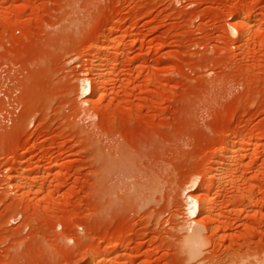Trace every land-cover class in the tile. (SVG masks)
<instances>
[{"label":"rangeland","instance_id":"1","mask_svg":"<svg viewBox=\"0 0 264 264\" xmlns=\"http://www.w3.org/2000/svg\"><path fill=\"white\" fill-rule=\"evenodd\" d=\"M222 254L264 264V0H0V264Z\"/></svg>","mask_w":264,"mask_h":264},{"label":"bare ground","instance_id":"2","mask_svg":"<svg viewBox=\"0 0 264 264\" xmlns=\"http://www.w3.org/2000/svg\"><path fill=\"white\" fill-rule=\"evenodd\" d=\"M248 15H250V13L248 14ZM250 17V16H249ZM248 16L247 17H243V18H240L241 20H238V23H239V27H238V29H240L241 28V30H239V32L241 31L242 32V30H244L243 32H244V34L246 33L245 31H246V27H248L247 25H246V23L244 22L245 21V19L246 20H248L247 22H249V19L252 17V15H251V17L249 18ZM255 18V17H254ZM251 20V19H250ZM237 29V30H238ZM249 29V28H248ZM238 32V33H239ZM234 33V32H233ZM240 34V33H239ZM242 35V34H241ZM130 41H132V40H130ZM132 42H134V41H132ZM131 42V43H132ZM131 43H129L130 45H131ZM134 44V43H133ZM132 44V45H133ZM148 46V48H150V49H154L156 46L155 45H153V44H149V45H147ZM157 48V47H156ZM155 48V49H156ZM95 73H97V71H95ZM99 73H97L96 74V76L98 75ZM99 77V76H98ZM98 77H94L93 78V88L92 87H90L91 88V90L93 89V91L96 89V91H97V86L99 85V83H98V85H97V78ZM99 80V79H98ZM91 82V84H92V80L90 81ZM100 82V81H99ZM81 85V84H80ZM90 86H92V85H90ZM88 91V88H86V87H84L83 88V93H86ZM95 91V92H96ZM94 92V93H95ZM91 93H92V91H91ZM85 97V96H84ZM83 97V98H84ZM88 97V96H87ZM89 98V97H88ZM85 99V98H84ZM86 100H88V99H86ZM84 102H86V101H84ZM222 171V170H221ZM221 175H222V173H220ZM220 174L218 173V177L220 176ZM217 177V178H218ZM222 177V176H221ZM217 178H215V180L217 179ZM219 179H220V177H219ZM209 183H210V181H209ZM208 183V184H209ZM200 184V183H199ZM214 185V184H213ZM199 186V185H198ZM201 189V188H200ZM199 188H198V190H200ZM206 189V188H205ZM209 189H210V191L212 190L211 188H208V190H207V194L205 195H203L202 197L200 196L199 198H200V200H198V199H196L195 197L192 199V198H190L192 195H190L188 198L190 199V201H189V207H188V212H189V214L190 215H194L195 213H196V215L198 216H200V215H202L203 214V216H204V214H205V216H206V214H207V216L210 214L209 212H210V210L212 209V208H210L211 207V204H212V199H210L209 198ZM194 190H196V189H194ZM193 190V191H194ZM193 191H192V194H193ZM188 193V195H189V192H187ZM187 193H186V195H187ZM185 194V193H184ZM190 194H191V192H190ZM186 195H183V196H186ZM187 195V196H188ZM202 195V194H201ZM248 201H250V199L248 200ZM195 215V216H196ZM198 218V217H197ZM204 219H205V217H203ZM207 218V217H206ZM224 218H225V216H224ZM224 218H222V219H224ZM194 219H195V217H194ZM226 219H228L227 217H226ZM189 220H192L191 218L189 219ZM207 220H208V218H207ZM206 220V221H207ZM194 221V220H193ZM197 221V220H196ZM195 222V221H194ZM203 222H205V221H203ZM221 222V221H220ZM198 223V222H197ZM222 223V222H221ZM225 223V220L223 221V223L222 224H224ZM227 223H228V220L226 221V224L225 225H227ZM221 224V225H222ZM194 225H196V222H195V224ZM224 225V226H225ZM188 227V226H187ZM226 227V226H225ZM211 228V227H210ZM208 229H209V227H208ZM187 231V230H186ZM189 233L185 236V238H184V243L186 244V246L188 247V248H191V249H193V252H196V251H198V248L203 244V233L201 234V231H200V228L199 227H190L189 228ZM183 237H184V235H183ZM207 239V238H206ZM204 240H205V238H204ZM206 241V240H205ZM209 241H211V240H209ZM204 243H206V244H209L208 243V241L207 242H204ZM210 244H212V242L210 243ZM205 245V244H204ZM251 248V247H250ZM250 248H248V249H250ZM228 249L229 248H227V250H225L226 251V253H227V251H228ZM252 250H253V248H251ZM255 249V248H254ZM251 250V251H252ZM224 251V252H225ZM254 251H257V253H259V251H258V249H255ZM199 252V251H198ZM221 252H223V251H221ZM223 252V253H224ZM246 252H248V251H246ZM229 253H230V249H229ZM228 253V254H229ZM234 253H236L235 251H234ZM239 253V252H238ZM237 253V254H238ZM241 253V252H240ZM244 253V252H243ZM199 254H200V252H199ZM194 255V254H193ZM222 255H224V254H222ZM249 255V254H248ZM259 255V254H258ZM243 256H244V254H243ZM254 257V256H253ZM248 259V258H247ZM244 260V259H243ZM244 262H248L247 260H245ZM250 262V261H249ZM252 262V261H251ZM215 264H244L243 263V261L241 260V259H235V258H232L231 256H228L227 254L226 255H224V257L222 258H220L219 260H218V262H216Z\"/></svg>","mask_w":264,"mask_h":264}]
</instances>
